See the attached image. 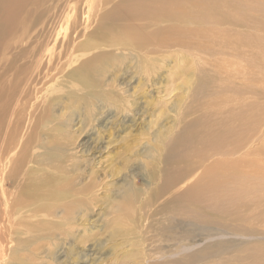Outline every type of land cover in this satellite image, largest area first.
<instances>
[{
  "label": "bare ground",
  "instance_id": "6f19581e",
  "mask_svg": "<svg viewBox=\"0 0 264 264\" xmlns=\"http://www.w3.org/2000/svg\"><path fill=\"white\" fill-rule=\"evenodd\" d=\"M66 1L59 0L67 22L53 26L51 44L34 56L30 50L31 58L17 68L6 60L9 44L0 25V264H66L59 259L65 247L76 254L77 237L80 244L88 240L89 216L102 192L108 197L110 182L107 175L93 178L87 158L76 156L79 151L67 136L75 114L74 126L84 134L89 128L84 123L97 119L96 106L117 112L144 89L138 82L131 94L124 75L134 72L153 86L161 60L186 52V45H198L200 39L206 41L203 53L211 52L219 66L247 45L254 66L256 46L235 28L257 30L264 49V23L255 24L264 17V0H89L83 8L81 0L70 17ZM34 19L18 20V40L33 31ZM227 34L237 35V51ZM225 80L217 82L224 92L230 86ZM227 106L237 124L209 119L202 126V116L194 120V111L188 113L193 106H182L185 131L164 144L160 171L149 172L142 187L139 173L126 175L119 203L127 205L115 209L108 204L103 212L110 232L107 245L116 257L122 243L131 240L133 248L124 253L134 251L132 264H193L206 258L207 264H240L261 247L260 242L237 248L219 241L192 254L199 244L189 243L195 231L204 240L214 232L221 238L249 239L258 231L264 236V148L245 136L246 119ZM105 245L95 242L93 247L100 252ZM178 246L179 251H171ZM213 252L219 253L210 257Z\"/></svg>",
  "mask_w": 264,
  "mask_h": 264
},
{
  "label": "rangeland",
  "instance_id": "374dc122",
  "mask_svg": "<svg viewBox=\"0 0 264 264\" xmlns=\"http://www.w3.org/2000/svg\"><path fill=\"white\" fill-rule=\"evenodd\" d=\"M23 1L25 0H0V5L4 8V11L0 13L2 39L9 44L6 60L14 68L20 66L22 61L31 58L30 54L34 56L36 52L46 50L53 38L54 32L51 31L53 26L59 27L62 23L67 22V17L61 12L62 7H60L59 0H26L20 4ZM78 1L81 0L66 1L64 8L69 17L78 10L76 9V2ZM87 1L89 0L81 2L82 8L86 7ZM61 14H63L62 19ZM32 15L33 19L35 18L33 31L18 40L16 23L20 18H32ZM81 18H83L82 13L79 17L80 23L82 22ZM263 23L264 17L255 21V24L260 27ZM221 28L224 29L225 27ZM64 29L62 28L61 31L63 32ZM233 31H240L246 36L245 42H250L256 46L252 50L255 57L254 66L251 64V57L248 58V54L251 55V45L243 46L240 52L229 54L228 59L230 61L228 60L219 66L218 59L211 52L203 53L206 49V41L200 39L198 45H186V52L176 51L171 56L164 57L165 62L161 60L163 62L161 73L153 86L148 85L146 77L143 78L134 72L124 75L122 79L124 87L130 86L131 89L139 82V86L144 87L145 91L143 88V92L139 89L140 92L138 91L137 98L134 99L135 102L126 104L123 109H119L117 112L115 109L102 110L96 106L92 112L94 118L97 119L91 122L87 120L84 123L85 129L89 127L84 134L79 133L78 125L74 126L75 114V120H71L67 125V136L73 142L76 150L79 151L76 156L87 158V164L89 163L87 169L93 178L95 173V177L98 174L100 176L107 175L110 190L109 188L105 190L108 197L104 196L105 193L102 192L100 195L102 199L89 216L91 223L85 232L88 240L84 242L85 244L83 242L80 244L79 235L76 239V254L69 253V248L65 247L67 254L63 252L59 259H65L66 264L133 263L134 251L124 253L126 248H133V240L122 243L117 257L113 253L111 245H107L110 232L105 225V219L108 217L105 218L103 212L107 209L108 204H112L115 209L121 205L119 195L126 183L127 174L136 175L139 173L137 181L142 187L147 185L149 172L160 171L164 144L167 143L168 139L180 137L185 131L186 125L181 130L180 109L182 106H193V110L188 111V113L194 111L192 115L194 120L202 116V126L209 119L218 121V125L222 120L237 124V117L228 112L227 105L236 107L235 110L246 119L245 123L242 124L245 136L254 137L255 146L264 148V49L260 44L257 30H237L235 28ZM227 36L236 45L237 51L239 44L237 35L233 37L227 34ZM261 38L264 40V33ZM257 41L259 43L256 45ZM30 50L31 52L27 56ZM109 62L107 63L109 64ZM222 78L227 79L225 81L230 85L226 92L217 84V82H222ZM130 89L129 92L132 94L134 91ZM152 89L153 91L150 92ZM218 89L221 94L218 93ZM212 94L214 96H211ZM63 99V104L66 105L69 99L65 97ZM63 104L56 108L57 113L63 111ZM247 104H250V115H247ZM119 105L123 106V103L120 102ZM175 119L179 120L178 125H175ZM84 178L80 181H83ZM158 197L164 196L159 195ZM125 205L127 203L121 206L124 207ZM188 228L193 232L194 229L196 230L193 226H188ZM262 233L258 231L251 238L244 239L235 238L231 234H226V237L221 238V234L214 232L212 234L207 233V240H204L203 237L199 238L201 235L195 231L189 243L192 245L199 244L192 250V254H198L203 248L215 246L214 243L219 241L237 248L260 242L258 245L261 247H258L254 254L252 252L247 261L240 260V264H264V236L259 235ZM95 242L106 245L102 247V250L98 247L99 252L95 249L96 247H93ZM85 247L92 248V250L88 249L90 251L82 254ZM179 249L178 246L171 251H179ZM218 253L213 252L209 256L216 257ZM121 256H123V260L117 262ZM75 257L76 262H74ZM207 259L193 261V264H207ZM51 263H54V260Z\"/></svg>",
  "mask_w": 264,
  "mask_h": 264
}]
</instances>
